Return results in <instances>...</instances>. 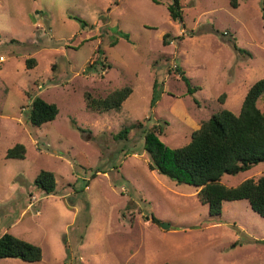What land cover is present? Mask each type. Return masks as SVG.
<instances>
[{"label":"rangeland","instance_id":"374dc122","mask_svg":"<svg viewBox=\"0 0 264 264\" xmlns=\"http://www.w3.org/2000/svg\"><path fill=\"white\" fill-rule=\"evenodd\" d=\"M159 1L0 0V235L42 251L0 264H264V217L246 199L210 214L196 187L149 168L143 130L129 128L158 123L172 149L219 108L238 113L264 77V0H180L182 22ZM127 84L119 110L86 108L85 91ZM37 95L58 108L40 126L28 119ZM257 104L264 112V94ZM15 143L24 158L5 157ZM42 169L53 193L34 183ZM263 173L259 162L221 181Z\"/></svg>","mask_w":264,"mask_h":264},{"label":"trees","instance_id":"16d2710c","mask_svg":"<svg viewBox=\"0 0 264 264\" xmlns=\"http://www.w3.org/2000/svg\"><path fill=\"white\" fill-rule=\"evenodd\" d=\"M229 4L236 8L239 0H229ZM166 7L171 19L182 22L180 0H170ZM84 23L87 25L86 21ZM167 34H164V42ZM232 47L240 54L246 52L234 41ZM33 62L32 58L26 59L27 67H31ZM175 71L188 82L181 68L176 67ZM153 89L156 91V81L153 82ZM131 92L132 87L128 84L113 89L105 96H95L85 91V106L98 113L119 110ZM262 94L264 77L250 85L238 113L219 108L200 122L199 127L191 132L190 140L186 144L172 149L159 139L163 129L158 123L149 126L138 121L130 124L129 128L139 127L143 130L144 149L150 158L149 168L156 169L177 183L196 187L198 200L208 206L210 214H219L223 201L246 199L251 209L264 217V173L257 179L245 178L236 185H226L221 181L224 174H236L254 164L264 162V112L257 104ZM223 95L224 93L221 96ZM57 113L55 103L37 95L31 100L28 119L32 125L40 126L52 121ZM129 128L120 130L116 136H127ZM25 153V145L15 143L6 150L5 157L24 158ZM34 183L47 194L53 193L56 188L55 175L49 170H40L34 178ZM151 220L159 223L153 216ZM41 256L42 251L38 245L6 231L0 235V258H19L33 262L40 260Z\"/></svg>","mask_w":264,"mask_h":264},{"label":"water","instance_id":"95a60500","mask_svg":"<svg viewBox=\"0 0 264 264\" xmlns=\"http://www.w3.org/2000/svg\"><path fill=\"white\" fill-rule=\"evenodd\" d=\"M168 226H169L168 224L163 223L162 227H168Z\"/></svg>","mask_w":264,"mask_h":264}]
</instances>
